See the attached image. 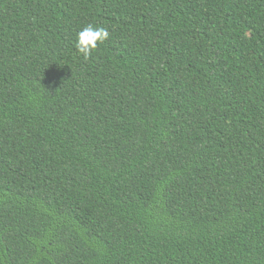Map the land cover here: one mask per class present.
I'll return each instance as SVG.
<instances>
[{"label": "trees", "instance_id": "16d2710c", "mask_svg": "<svg viewBox=\"0 0 264 264\" xmlns=\"http://www.w3.org/2000/svg\"><path fill=\"white\" fill-rule=\"evenodd\" d=\"M0 264H264V0H0Z\"/></svg>", "mask_w": 264, "mask_h": 264}, {"label": "clouds", "instance_id": "9594fccd", "mask_svg": "<svg viewBox=\"0 0 264 264\" xmlns=\"http://www.w3.org/2000/svg\"><path fill=\"white\" fill-rule=\"evenodd\" d=\"M108 37L109 32L106 28L88 24L77 34L76 48L87 59L97 49L98 44L104 43Z\"/></svg>", "mask_w": 264, "mask_h": 264}]
</instances>
